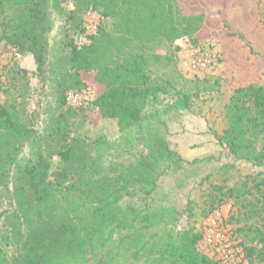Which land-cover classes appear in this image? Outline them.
I'll use <instances>...</instances> for the list:
<instances>
[{"label": "trees", "instance_id": "trees-1", "mask_svg": "<svg viewBox=\"0 0 264 264\" xmlns=\"http://www.w3.org/2000/svg\"><path fill=\"white\" fill-rule=\"evenodd\" d=\"M49 1L0 0V13L10 6L20 11L7 42L31 52L38 68L46 54L40 41L52 26L45 9ZM93 1L89 8L79 3L67 12L74 26L69 61L76 77L92 73L102 86V92L90 104L101 118L117 122L120 137L109 140L104 136L90 139L71 135L63 117L52 133L58 148L51 150L42 146L45 141L34 129L23 124L6 104H0V133L22 146L26 143L38 148L32 156L19 158L6 157L0 146V187L12 185L16 220L11 234L14 251L8 258L0 248V264H264V229L256 230L257 243L261 244L258 250L244 247L246 263L243 258L227 262L205 252L201 247L203 234L190 223L179 227V211L156 198L159 181L169 171L182 169L184 160L153 127V120L162 124L159 115L147 117L146 110L151 101L167 95L175 100L163 115L190 110L192 96L175 90L168 80L148 69L142 45L151 35L174 34L175 40L188 38L191 46L200 47L190 35L200 30L204 17L182 15L175 0ZM103 4L115 10V18L123 21L115 28L126 25L120 28L126 33L124 40H135L142 47L139 53L130 46L112 52L98 49L95 36L103 39V25L112 16L98 11L97 5ZM89 10L99 16L97 32L80 45L75 38L84 35L83 20ZM181 25L183 31L178 32ZM112 41L108 44L119 42ZM181 49L176 46V50ZM75 76L72 88L61 95L70 115L90 105L74 108L65 102L67 92L89 89ZM230 91L224 114L226 126L217 135L218 144L235 161L264 167V85L252 83ZM136 138L146 153L134 152ZM54 157L62 167L52 170ZM124 157L129 158L122 161ZM256 187L263 189L258 202L259 212L264 213V180ZM212 190L209 214L225 203L221 196L233 197L237 191L230 188L222 192L219 186ZM184 213L189 221L193 215L190 204ZM2 218L0 213V223Z\"/></svg>", "mask_w": 264, "mask_h": 264}, {"label": "rangeland", "instance_id": "rangeland-1", "mask_svg": "<svg viewBox=\"0 0 264 264\" xmlns=\"http://www.w3.org/2000/svg\"><path fill=\"white\" fill-rule=\"evenodd\" d=\"M175 1L182 15L204 17L200 30L190 37L198 40L200 47L211 53L216 62L202 72L189 70L185 56L196 47L190 45L188 38L175 40L174 34L151 35L147 43L142 45L148 69L163 80H168L175 90L192 96L190 110L171 111L163 115L164 110L175 100L172 95L160 96L151 101L146 110L147 117L154 113L159 115L162 124L153 120V127L156 126L169 147L184 160L182 169L169 171L159 181L160 188L156 198L161 204L179 211V227H186L190 223L203 234L201 247L205 252L217 254V257L227 260L243 258L246 263L244 247L253 246L257 250L261 247L257 239L258 231L264 229V213L259 212L258 200L263 189L256 185L264 180V167L235 161L218 144L217 135L226 126L224 114L230 88L252 83L264 85V0ZM93 2H47L45 9L52 26L40 41V45H44L46 49L41 68L37 67L31 52L7 42V37L13 31L12 24L17 21L20 11L15 6H10L0 13V104H6L23 124L34 129L45 141L42 146L51 150L58 148L52 133L56 122L63 117L66 118L71 135L90 139L104 136L109 140H118L120 137L117 122L101 118L97 109L90 104L102 92V86L95 81L92 73L76 77L69 61V44L74 35V26L72 20H68L67 12L75 9L79 3H86L89 8L93 6ZM97 6L98 11L112 14L103 25L106 29L103 39L99 35L95 36L98 49L101 52H112L117 47L126 50L130 46L133 52L139 53L142 47L135 40L131 43L124 40L126 33H121L120 28H126V25L115 28L123 21L115 18L116 12L112 6ZM164 27V30L168 29ZM182 27H179L178 32L183 31ZM115 39L119 42L108 44ZM177 45L182 49L176 50ZM73 76L85 81L89 89L82 92L89 93L91 100L86 109L70 115L62 104L61 95L74 85ZM143 124L146 126L145 120ZM134 140V152L146 153L138 138ZM0 146L6 157H29L38 149L36 145L26 143L22 146L20 142L7 139L2 133ZM194 159L199 161L191 163ZM57 167L62 165L58 157H54L51 168L54 170ZM213 186L221 187L222 192L230 188L237 191L233 197L221 196L225 203L209 214L207 210ZM12 191L11 183L0 187V213L3 214L0 223V248L8 258L14 251L11 234L16 221ZM235 195L239 197L236 199ZM189 204L193 215L188 221L184 209ZM209 230L213 231L212 237L222 234L223 241L218 245L207 244Z\"/></svg>", "mask_w": 264, "mask_h": 264}, {"label": "built area", "instance_id": "built-area-1", "mask_svg": "<svg viewBox=\"0 0 264 264\" xmlns=\"http://www.w3.org/2000/svg\"><path fill=\"white\" fill-rule=\"evenodd\" d=\"M98 15L95 12L87 11L84 16L83 20V28H84V35L81 37H76L75 40L80 44L83 45L88 43L89 37L94 36L97 32L98 26ZM18 56V55H17ZM187 60V65L189 70L194 72L205 71L210 68L215 62L216 58L205 49L201 47H196L191 49V51L185 56ZM91 97L87 92H67L65 95V102L68 106L78 108L86 106ZM210 234L206 238L207 244H220L223 241L222 234L218 233L215 234L213 237L211 236L212 230H209ZM232 258H230L231 260ZM229 259L227 260V262Z\"/></svg>", "mask_w": 264, "mask_h": 264}]
</instances>
